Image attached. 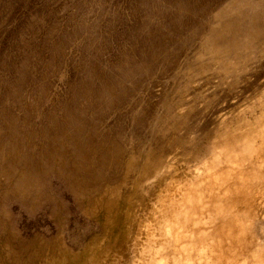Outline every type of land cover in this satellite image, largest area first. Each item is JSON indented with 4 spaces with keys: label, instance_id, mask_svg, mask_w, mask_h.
Instances as JSON below:
<instances>
[{
    "label": "rangeland",
    "instance_id": "1",
    "mask_svg": "<svg viewBox=\"0 0 264 264\" xmlns=\"http://www.w3.org/2000/svg\"><path fill=\"white\" fill-rule=\"evenodd\" d=\"M0 264H264V0H0Z\"/></svg>",
    "mask_w": 264,
    "mask_h": 264
}]
</instances>
